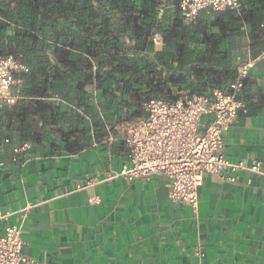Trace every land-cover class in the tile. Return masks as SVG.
<instances>
[{
  "label": "crops",
  "instance_id": "obj_1",
  "mask_svg": "<svg viewBox=\"0 0 264 264\" xmlns=\"http://www.w3.org/2000/svg\"><path fill=\"white\" fill-rule=\"evenodd\" d=\"M160 1L169 22L174 0ZM258 14L249 10L239 30L220 36L219 49L227 51L222 66L233 64L239 73L255 60L244 77L239 95L243 105L224 135L222 152L232 160H258L264 168V48L256 52L251 45L253 34L264 31ZM185 21L196 33L197 41L189 43L195 56L209 51L221 34L219 25L195 32L193 20ZM14 28L0 33V46L17 43ZM150 39L139 54L156 60L166 42L160 31ZM182 42L180 38L178 44ZM48 52L55 61L52 50ZM128 54L135 55L130 49ZM157 63L166 78L185 72L187 80L196 79L178 57L167 65ZM229 85L225 81L221 88L229 91ZM177 91L191 92L187 85ZM23 97L28 95L20 91L19 99ZM56 101L66 104L61 96ZM67 117L46 123L37 140L19 141L15 132L12 145L30 143L16 159L7 139L0 140V208L14 211L8 219L0 218V233L8 223L22 224L24 251L33 258L29 264H264V174L241 170L232 181L208 173L194 209L170 197L165 174L112 176L127 156L122 135L107 139L112 122L105 127L84 112ZM29 203L32 207L23 218L17 210Z\"/></svg>",
  "mask_w": 264,
  "mask_h": 264
},
{
  "label": "trees",
  "instance_id": "obj_2",
  "mask_svg": "<svg viewBox=\"0 0 264 264\" xmlns=\"http://www.w3.org/2000/svg\"><path fill=\"white\" fill-rule=\"evenodd\" d=\"M180 2L173 1L174 17L167 22L164 10L159 16L160 8L165 9L160 0H0V33L14 25L17 37L16 44L2 43L0 53H14L28 67L17 73L24 78L21 94L28 97L14 104L0 102V140L7 139L13 152L15 132L19 141L37 140L46 123L80 112L105 127L112 122L114 128L141 114L152 97L176 96L186 85L192 93H202L208 86L231 83L238 73L233 64L220 63L227 53L219 49L220 36L239 30L252 9L260 12L258 25H264V0H242L239 10L201 9L193 19L195 32L219 25L221 34L209 51L197 56L189 47L197 41L196 33L189 29ZM156 31L163 33L166 46L155 60L139 52ZM251 45L256 52L264 48V31L253 34ZM177 57L184 67L189 64L196 79L187 80L185 72L162 75L157 62L167 65Z\"/></svg>",
  "mask_w": 264,
  "mask_h": 264
},
{
  "label": "built area",
  "instance_id": "obj_3",
  "mask_svg": "<svg viewBox=\"0 0 264 264\" xmlns=\"http://www.w3.org/2000/svg\"><path fill=\"white\" fill-rule=\"evenodd\" d=\"M185 19L192 21L201 9H241L242 0H181ZM163 8H160V12ZM264 56V50L261 53ZM255 60H249L230 83V90L215 87L202 93L180 91L176 96H155L144 102L143 112L122 123L116 132L109 127L107 139L112 142L122 135L127 145V156L120 170L112 176L125 175L128 179L154 174L169 177V195L197 209L199 187L206 174L236 180L241 170L264 174L258 160H232L222 152L224 135L238 116L243 101L240 92L244 77ZM28 70L14 53H0V102L14 104L20 97L24 78L16 73ZM204 116H209L204 119ZM30 147L29 142L15 145L14 158ZM91 180H88L90 183ZM81 187L82 185H78ZM32 204L17 211L25 218ZM14 211L0 208V218L8 219ZM195 253L201 259L200 246ZM31 258L24 251L23 227L8 223L0 233V264H29Z\"/></svg>",
  "mask_w": 264,
  "mask_h": 264
}]
</instances>
